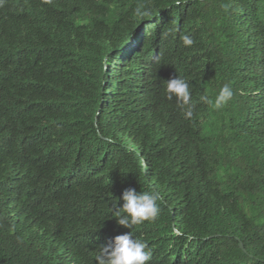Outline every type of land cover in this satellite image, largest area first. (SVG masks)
<instances>
[{
  "label": "trees",
  "instance_id": "1",
  "mask_svg": "<svg viewBox=\"0 0 264 264\" xmlns=\"http://www.w3.org/2000/svg\"><path fill=\"white\" fill-rule=\"evenodd\" d=\"M129 188L154 222L117 224ZM129 231L148 264H264V0H0V264H95Z\"/></svg>",
  "mask_w": 264,
  "mask_h": 264
},
{
  "label": "clouds",
  "instance_id": "2",
  "mask_svg": "<svg viewBox=\"0 0 264 264\" xmlns=\"http://www.w3.org/2000/svg\"><path fill=\"white\" fill-rule=\"evenodd\" d=\"M137 17L143 18L148 12L137 6L134 10ZM184 46H192L194 40L189 35L181 37ZM164 94L168 100L175 99L185 118L193 114L194 104L192 101L189 82L176 76L164 82ZM233 89L229 83H225L216 94L214 100L207 95H202L200 101L219 110L226 106L233 97ZM160 196L155 191H142L137 193L135 189H126L122 193V206L118 203L112 206V212L119 226L133 229L145 221L154 222L161 212L158 204ZM94 256L95 264H148L151 260V250L139 238H135L133 231L118 235L114 242L98 248Z\"/></svg>",
  "mask_w": 264,
  "mask_h": 264
},
{
  "label": "water",
  "instance_id": "3",
  "mask_svg": "<svg viewBox=\"0 0 264 264\" xmlns=\"http://www.w3.org/2000/svg\"><path fill=\"white\" fill-rule=\"evenodd\" d=\"M241 247H242V249H244V250H245V248H244V245H243V244H241Z\"/></svg>",
  "mask_w": 264,
  "mask_h": 264
}]
</instances>
